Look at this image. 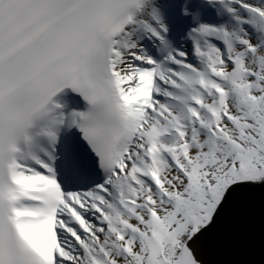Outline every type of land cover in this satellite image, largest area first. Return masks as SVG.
<instances>
[{
	"label": "snow or ice",
	"instance_id": "1",
	"mask_svg": "<svg viewBox=\"0 0 264 264\" xmlns=\"http://www.w3.org/2000/svg\"><path fill=\"white\" fill-rule=\"evenodd\" d=\"M0 264H264V0H0Z\"/></svg>",
	"mask_w": 264,
	"mask_h": 264
},
{
	"label": "water",
	"instance_id": "2",
	"mask_svg": "<svg viewBox=\"0 0 264 264\" xmlns=\"http://www.w3.org/2000/svg\"><path fill=\"white\" fill-rule=\"evenodd\" d=\"M209 240V243L210 244H213V245H216V246H223L224 244L227 243V241H225L224 239L216 236L215 234H213L212 236H210L208 238Z\"/></svg>",
	"mask_w": 264,
	"mask_h": 264
}]
</instances>
